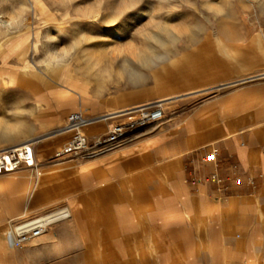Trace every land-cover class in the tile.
<instances>
[{
	"label": "rangeland",
	"instance_id": "374dc122",
	"mask_svg": "<svg viewBox=\"0 0 264 264\" xmlns=\"http://www.w3.org/2000/svg\"><path fill=\"white\" fill-rule=\"evenodd\" d=\"M0 17V153L32 143L38 165L0 175V264H264V0H0ZM152 102L158 129L57 157L71 114L93 141ZM65 209L54 240L6 246L10 226Z\"/></svg>",
	"mask_w": 264,
	"mask_h": 264
},
{
	"label": "built area",
	"instance_id": "2783aa9c",
	"mask_svg": "<svg viewBox=\"0 0 264 264\" xmlns=\"http://www.w3.org/2000/svg\"><path fill=\"white\" fill-rule=\"evenodd\" d=\"M127 122L113 126L108 134L90 140L84 132L88 121L83 112L69 116L66 129L72 134L70 142L58 153L59 158L85 159L98 151H109L133 141L134 135L143 127L164 120L166 108L161 104H150L124 112ZM207 164H216L218 151L210 150L204 157ZM36 164L35 150L32 145L6 150L0 153V174L21 169L33 168ZM214 182L220 183L217 175L212 176ZM241 183V179H237ZM48 220L38 218L14 224L7 232L8 244L17 249L30 247L50 227Z\"/></svg>",
	"mask_w": 264,
	"mask_h": 264
},
{
	"label": "bare ground",
	"instance_id": "6f19581e",
	"mask_svg": "<svg viewBox=\"0 0 264 264\" xmlns=\"http://www.w3.org/2000/svg\"><path fill=\"white\" fill-rule=\"evenodd\" d=\"M154 15L152 14V12H150V11H145V12H142L140 15H134V17H132L131 19H130V24L131 25H134V24H138L139 22H142V21H144V20H147V19H150V18H152ZM0 19H1V24L3 23V26H4V24H8V21L7 20H2V17H0ZM141 61H139V63H145V62H147V61H149V59L146 57V56H142V58L140 59ZM98 62L99 63H101V60H99L98 59ZM130 61H129V59H124V60H122L121 61V67H122V69L124 70V71H126V72H131V75H133V77H139V74L136 72V71H134L131 67H130V63H129ZM194 70V72H195V70H197V67L196 68H194L193 69ZM181 72H187V70L186 69H184L183 67H179V68H177L176 69V72H175V74H172V75H169L171 78L172 77H175L176 75H178L179 73H181ZM150 104H161V103H154V102H152V103H147V104H141V105H138V106H135V107H133V108H131L130 110H132V109H136V108H140V107H142V106H145V105H150ZM163 107H164V105L163 104H161ZM129 111V110H128ZM125 112H127V111H125ZM123 114L122 115H126L124 112H122ZM166 118V115H165V117H164V119ZM66 132L67 133H69V131L66 129ZM135 136V135H134ZM30 145H32L33 146V144L32 143H30V144H26V145H23V146H30ZM10 150V149H9ZM3 152V151H2ZM102 152H104V151H102ZM101 151L99 152L98 151V153L97 154H94L93 156H96V155H98V154H100V153H102ZM93 156H91V157H93ZM88 158H90V157H88ZM72 160V159H71ZM35 168H36V166L35 167H33V168H27V169H29V170H35ZM14 172H16V171H14ZM10 173H13V172H10ZM2 174H5V175H7V174H9V173H2ZM1 175V174H0ZM11 176V175H10ZM7 187H6V190H11V188L13 187V180H10V181H8V183H7V185H6ZM69 217V214H68V211H67V209H65V210H62V211H60V212H58V213H55V214H52V215H48V216H46L45 217V220H48V222L50 221V222H52V223H50L51 225L52 224H54L55 222H59V221H63V220H65V219H67ZM11 229V226L8 228V230H10ZM49 230V229H48ZM47 230V231H48ZM47 231H45L39 238H37L36 240H38V241H44V240H46L48 237H46V236H43ZM5 238H6V233H5ZM35 240V241H36ZM34 242V241H33ZM7 244V246H8V248L9 249H11V250H14L13 249V247H11L9 244H8V242L6 243ZM33 244V243H32ZM0 251L2 252H7V250L4 248V245H3V243H2V241L0 240ZM8 253V252H7Z\"/></svg>",
	"mask_w": 264,
	"mask_h": 264
},
{
	"label": "crops",
	"instance_id": "0c3cea01",
	"mask_svg": "<svg viewBox=\"0 0 264 264\" xmlns=\"http://www.w3.org/2000/svg\"><path fill=\"white\" fill-rule=\"evenodd\" d=\"M136 106V105H135ZM126 109V108H125ZM121 110H123V109H121ZM125 111H127V110H125ZM116 112L117 111H115V112H112V113H109L108 115H116ZM122 112H124V111H122ZM121 116H124V115H121ZM118 117V116H117ZM115 118V117H114ZM111 119V118H110ZM92 124L93 123H91V122H88L87 121V123H86V125H85V127H84V132H85V128L87 129H89V128H91V126H92ZM161 124H162V122L160 123V125H158L157 127H146V128H143L142 130H141V132H142V134L141 135H145V134H147L150 130L151 131H154L155 129H158L160 126H161ZM139 132H137L136 133V135L134 136V139L136 140L140 135H137ZM86 134V133H85ZM94 136V135H93ZM92 136V138H94ZM232 137H234V135H232V134H227V135H225V142H226V144L227 145H231L232 144V140H231V138ZM96 139V138H95ZM238 150V153L240 154V157L243 159V161H244V164H246V166H248V163H247V161H246V148H243V147H239V148H237ZM123 152H124V150H123ZM97 156V155H96ZM93 157H95V156H93ZM93 157H90V158H93ZM177 165V162L176 161H170L169 162V167H172V168H174L175 166ZM37 167H38V165H36V168H35V170L37 169ZM32 171H34V170H31V172ZM67 211H68V214H69V217H70V211L67 209ZM68 217V218H69ZM67 218V219H68ZM66 220V219H65ZM46 237H48L47 238V240H45L44 242H42V243H40V244H38V245H34V246H39V245H41V244H45V243H47V242H49V241H52V240H54L55 239V233L54 232H49V234H47L46 235ZM6 246H7V244H6ZM8 247V246H7ZM219 264H224V263H221V262H218ZM226 264V263H225Z\"/></svg>",
	"mask_w": 264,
	"mask_h": 264
}]
</instances>
